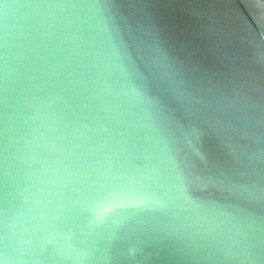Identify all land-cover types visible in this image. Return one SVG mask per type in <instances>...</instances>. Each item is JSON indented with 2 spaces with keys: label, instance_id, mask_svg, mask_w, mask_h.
I'll list each match as a JSON object with an SVG mask.
<instances>
[{
  "label": "water",
  "instance_id": "water-1",
  "mask_svg": "<svg viewBox=\"0 0 264 264\" xmlns=\"http://www.w3.org/2000/svg\"><path fill=\"white\" fill-rule=\"evenodd\" d=\"M0 264H264V0H0Z\"/></svg>",
  "mask_w": 264,
  "mask_h": 264
}]
</instances>
